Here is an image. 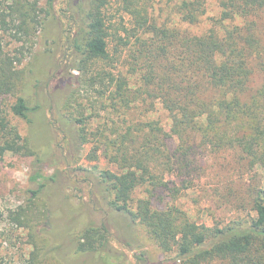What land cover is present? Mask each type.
Masks as SVG:
<instances>
[{
  "label": "trees",
  "instance_id": "trees-1",
  "mask_svg": "<svg viewBox=\"0 0 264 264\" xmlns=\"http://www.w3.org/2000/svg\"><path fill=\"white\" fill-rule=\"evenodd\" d=\"M55 1L0 0V98L15 94L9 110L29 124L22 136L0 110V158L6 153L33 158L29 181L34 185L27 190L26 203L8 210L6 219L15 229L28 230L33 244L28 263L48 264L46 256L70 230L66 189L71 179L57 166L60 155L53 148L60 134L78 152L87 142L100 149L114 169H72L85 172L94 203L119 215L128 227L141 225L162 252L175 251L183 264H204L214 257L229 259L228 264H264L262 182L250 189L253 216L211 228L200 227L174 205L156 206L153 199L156 191L171 190L163 176L179 162V156L168 151L167 138L172 136L180 141L184 156L185 149L197 143L213 151L233 149L238 160L247 159L252 168L264 165V34L256 32L250 19L264 14V0H219V16L202 33L158 23L147 0H117L126 19L121 17L118 26L107 15L111 0L70 1L73 14L64 56L76 59L78 73H69L74 80L64 85L62 106H72L77 94L86 90L101 99L102 111L119 118L89 131L82 116L61 114L56 125L53 120L40 125L38 117L31 118L41 109L44 113L46 106L41 93L31 96L28 89L34 76L52 71L49 62L39 72L33 67L37 57L50 58L48 50L34 52L31 67L19 66L32 54L27 43L38 32L45 35L46 23L55 19ZM205 2L179 0L181 19L198 22L206 12ZM6 37L20 46L8 52ZM113 42L115 53L127 52L122 69L115 71L98 66L111 59ZM53 70L54 78L66 73L61 66ZM255 72L262 81L251 91ZM156 103L168 115L169 137L159 120H132L134 109ZM48 169L52 172L44 173ZM141 187L145 196L135 199ZM39 238L44 246L35 244ZM70 238L76 253L109 252L110 232L104 221L89 220Z\"/></svg>",
  "mask_w": 264,
  "mask_h": 264
},
{
  "label": "rangeland",
  "instance_id": "rangeland-1",
  "mask_svg": "<svg viewBox=\"0 0 264 264\" xmlns=\"http://www.w3.org/2000/svg\"><path fill=\"white\" fill-rule=\"evenodd\" d=\"M70 1H55V19L46 23L47 33L38 32L33 36L32 41L25 47L30 48L32 54L25 57L20 68L31 67L33 54L36 52L47 51L49 57L45 59L36 58L33 64L35 71H40L44 64H52V68H63L65 74L54 78V70L45 75L33 77L29 84L28 92L31 96L35 93H41L46 99V106L39 110L36 115L38 123L41 125L54 121L61 114L76 117H83V124L86 130H92L101 126L102 122L119 120L117 113L112 111H102L101 99L95 92L81 90L77 94L76 101H72V106H62L66 96L67 87L73 78H69V73L77 74L75 70V58L67 57L66 48L68 47L67 36L70 30L69 17L73 14ZM150 13L158 23H166L170 27H178L182 31L192 33H202L212 24V18L219 16V0H206V12L200 17L199 21L189 24L181 19L178 10L179 0H147ZM107 15L111 17L114 25H119L121 17L125 19L117 0H111L107 7ZM250 19L254 20L257 28L256 32L264 34V14L258 13ZM126 21V19H125ZM120 28V27H119ZM119 32L123 34L122 30ZM8 41L6 47L8 52H13L21 43ZM109 53L111 59L98 64L99 67L115 71L122 69L121 63L127 55L125 49H119L117 53L114 50V42L110 44ZM44 57V58H45ZM116 67V69H114ZM66 78V79H65ZM64 80V81H61ZM262 81L258 72L253 74L251 81V91L257 89ZM80 86V84H79ZM84 87V86H83ZM85 88V87H84ZM86 89V88H85ZM15 94L0 98V110L15 125L22 136L29 132V124L13 116L9 110L14 101ZM78 112H82L78 115ZM123 111H121L122 113ZM132 120L140 121L146 119L159 120L164 128V134L169 137L170 125L167 113L159 104H147L144 107L140 105L131 113ZM42 138L45 137V131L41 130ZM63 135H57L53 148L58 157L57 166L65 169L70 176L71 183L66 189L71 198V215L68 223L70 230L59 239L48 254V264H183L181 259L176 257V252H162L161 249L146 234L141 225L128 227L121 217L117 214L107 213L106 209L94 203L95 199L90 198V185L86 181L85 172L74 171L78 167L92 168L97 170L114 169L102 154L100 149L96 150L91 142L83 145L80 152L74 149V145L69 138L64 139ZM180 141L176 137L167 138L168 151L175 156H179V162L174 169L164 172V180L167 182V188H162L161 193L156 191L154 205L166 207L167 205L176 206L191 221L196 222L202 228H211L214 226H223L234 219H248L254 213L251 210L250 189L256 184L264 185V165L258 164L250 167L247 159H240L233 149L213 151L204 146H198L197 143L188 147L184 152L186 156L181 155L183 150L178 149ZM191 146V145H190ZM196 146V147H195ZM174 156V159L176 157ZM33 158L29 156L14 155L6 153L0 158V264H29L28 254L33 249V244L29 241L28 230L15 229L6 219L8 210L16 208L18 205L26 203L29 193L27 190L34 187L29 181L32 174L31 162ZM56 162V161H55ZM54 162V164H55ZM51 173L48 169L44 173ZM176 190V193L174 191ZM145 196L144 187L139 188L134 194L135 199ZM98 200V197H95ZM104 221L110 232V246L108 253H76L73 241L70 236L75 233L89 220ZM38 246H44L45 241L35 242ZM229 259L217 258L210 259L204 264H228Z\"/></svg>",
  "mask_w": 264,
  "mask_h": 264
}]
</instances>
